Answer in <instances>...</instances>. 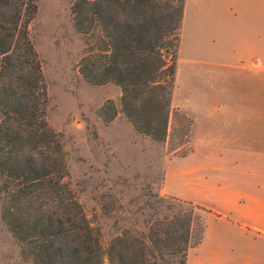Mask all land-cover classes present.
Wrapping results in <instances>:
<instances>
[{
    "label": "trees",
    "instance_id": "16d2710c",
    "mask_svg": "<svg viewBox=\"0 0 264 264\" xmlns=\"http://www.w3.org/2000/svg\"><path fill=\"white\" fill-rule=\"evenodd\" d=\"M184 1L71 3L72 27L86 37L78 74L88 85L119 90L118 110L110 100L97 110L102 121L119 111L135 133L165 139L170 115L178 114L170 102ZM35 13V0H0V216L21 255L33 264H185L208 211L172 197L154 196L142 229L124 227L102 248L70 187L62 136L47 121L28 28Z\"/></svg>",
    "mask_w": 264,
    "mask_h": 264
},
{
    "label": "rangeland",
    "instance_id": "374dc122",
    "mask_svg": "<svg viewBox=\"0 0 264 264\" xmlns=\"http://www.w3.org/2000/svg\"><path fill=\"white\" fill-rule=\"evenodd\" d=\"M73 1L35 0L28 28L46 85L48 124L62 136L70 187L102 248L124 227L142 229L154 196L172 197L208 211L202 239L187 250L185 264H232V252L218 249L230 237L221 234L220 214L211 203L218 196L213 180L229 176V162L215 160L224 147L207 134L212 107L225 101L229 90L234 19L244 25L246 12L260 9L264 0L184 1L170 102L178 114L170 115L162 142L135 133L119 111L109 122L98 117L106 100L118 110L119 90L88 85L78 74L86 37L72 27ZM1 198L0 192V205ZM0 264H33L21 255L1 216Z\"/></svg>",
    "mask_w": 264,
    "mask_h": 264
},
{
    "label": "crops",
    "instance_id": "0c3cea01",
    "mask_svg": "<svg viewBox=\"0 0 264 264\" xmlns=\"http://www.w3.org/2000/svg\"><path fill=\"white\" fill-rule=\"evenodd\" d=\"M263 7L246 12L244 25L240 17L234 19L229 90L226 100L212 107V129L207 134L224 147L215 160L229 162V176L213 180L218 196L211 203L220 214L221 234L230 237L218 249L227 247L232 252V264H264Z\"/></svg>",
    "mask_w": 264,
    "mask_h": 264
}]
</instances>
